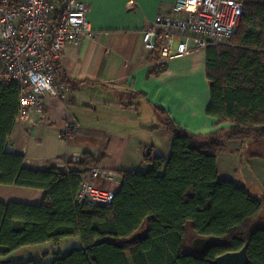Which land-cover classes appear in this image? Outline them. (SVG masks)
<instances>
[{
	"label": "trees",
	"instance_id": "1",
	"mask_svg": "<svg viewBox=\"0 0 264 264\" xmlns=\"http://www.w3.org/2000/svg\"><path fill=\"white\" fill-rule=\"evenodd\" d=\"M240 1L238 31L229 43L206 49L211 83L206 113L218 129L207 136L191 134L155 107L172 135L170 156L150 150L144 157L148 171H121L120 187L108 206L76 200L81 176L103 156L85 155L65 168L36 170L25 166L23 155L7 150L19 88L15 82H0V183L45 191L40 205L0 201V256L76 237L81 247L55 254L49 264H129L127 253L133 264H213L245 246L249 264H264V226L257 223L264 198L220 179L217 170L225 142L264 140V0ZM165 70L154 65L150 74ZM54 76L63 86L58 65ZM136 233L141 238L126 243ZM196 238L212 241L203 255L193 251ZM4 264L45 263L29 259Z\"/></svg>",
	"mask_w": 264,
	"mask_h": 264
},
{
	"label": "crops",
	"instance_id": "2",
	"mask_svg": "<svg viewBox=\"0 0 264 264\" xmlns=\"http://www.w3.org/2000/svg\"><path fill=\"white\" fill-rule=\"evenodd\" d=\"M80 1L87 6L91 33L63 52L58 68L64 92L60 97L47 95L44 109L28 122L16 121L7 150L23 155L25 166L36 170L65 168L85 155L103 156L94 168L101 171L97 186L116 192L121 171L151 168L144 162L148 151L170 156L172 135L155 107L191 134L207 136L218 129L206 113L211 100L206 50L176 55L174 46L163 64L165 72L151 75L160 55L145 51L143 32L154 26L160 13L180 11L182 0ZM68 129L71 136L63 137ZM225 153L217 157L219 177ZM44 195L41 189L0 183L3 203L40 205ZM75 247H81L76 237L27 246L0 256V264L29 259L46 263ZM20 252L24 256L14 258ZM127 258L133 264L129 253Z\"/></svg>",
	"mask_w": 264,
	"mask_h": 264
},
{
	"label": "built area",
	"instance_id": "3",
	"mask_svg": "<svg viewBox=\"0 0 264 264\" xmlns=\"http://www.w3.org/2000/svg\"><path fill=\"white\" fill-rule=\"evenodd\" d=\"M176 13L162 12L145 30V51L158 54L159 65L173 54L203 51L230 42L238 31L243 4L238 0H182ZM91 33L87 6L80 0H0V82L19 88L17 120L28 122L45 106V97H60L55 66L68 45H78ZM68 129L63 137H70ZM101 171L81 176L78 203L108 206L115 192L97 186Z\"/></svg>",
	"mask_w": 264,
	"mask_h": 264
},
{
	"label": "rangeland",
	"instance_id": "4",
	"mask_svg": "<svg viewBox=\"0 0 264 264\" xmlns=\"http://www.w3.org/2000/svg\"><path fill=\"white\" fill-rule=\"evenodd\" d=\"M225 145L227 150L224 152L225 156L220 158L219 178L233 182L255 197L264 198V140L227 141ZM143 168L136 170L145 172L146 169ZM257 223L264 226V210L261 211ZM23 256L24 252H20L14 258Z\"/></svg>",
	"mask_w": 264,
	"mask_h": 264
},
{
	"label": "water",
	"instance_id": "5",
	"mask_svg": "<svg viewBox=\"0 0 264 264\" xmlns=\"http://www.w3.org/2000/svg\"><path fill=\"white\" fill-rule=\"evenodd\" d=\"M141 233H136L132 237H130L126 243L133 244L137 242L141 238ZM212 245V241L208 238H196L194 239L192 246L194 253L198 255L205 254ZM213 264H249V257L247 252V247H243L240 251L226 253L219 257H217Z\"/></svg>",
	"mask_w": 264,
	"mask_h": 264
}]
</instances>
